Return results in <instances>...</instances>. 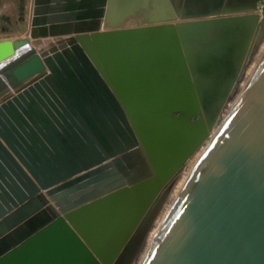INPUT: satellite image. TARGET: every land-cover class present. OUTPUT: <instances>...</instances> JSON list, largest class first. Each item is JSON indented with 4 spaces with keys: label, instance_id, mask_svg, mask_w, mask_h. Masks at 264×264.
I'll return each instance as SVG.
<instances>
[{
    "label": "water",
    "instance_id": "1",
    "mask_svg": "<svg viewBox=\"0 0 264 264\" xmlns=\"http://www.w3.org/2000/svg\"><path fill=\"white\" fill-rule=\"evenodd\" d=\"M32 6L26 38L0 41V103L45 64L67 70L121 115L107 153L137 147L55 187L48 173L39 192L0 194V264H132L163 194L207 150L143 264H264V58L229 106L259 49L264 0Z\"/></svg>",
    "mask_w": 264,
    "mask_h": 264
},
{
    "label": "bare ground",
    "instance_id": "2",
    "mask_svg": "<svg viewBox=\"0 0 264 264\" xmlns=\"http://www.w3.org/2000/svg\"><path fill=\"white\" fill-rule=\"evenodd\" d=\"M15 5L18 7V3ZM28 10H31V3L30 0H25L24 12ZM32 18L33 14L30 29L33 27ZM23 39L19 37L16 40ZM258 43L259 49L252 53L244 70L242 91L239 92L237 100L230 102L231 111L264 58V28L258 37ZM27 50L19 49L16 53L20 56ZM62 61L68 60L58 56L53 57L50 63L61 68ZM45 65L46 74L40 80L30 83V78L24 82L16 81V85H24L23 89L17 91L11 88L6 101L0 103V194L4 195V191L7 193L8 188H13L14 191L24 189L33 194L39 192L44 188L38 178L45 181L48 173L52 177L56 176V181L51 179V187H55L64 181L99 169L137 147L117 149L113 146L114 156L108 154V144H116L110 140V132L115 130L113 126L117 125L121 115L98 104L94 98L85 97L83 91L79 90L76 79L67 70H61L59 75L48 64ZM87 79L88 76L82 75L81 85L87 86ZM216 134L217 131L211 135L209 145L213 143ZM115 138L118 139L119 135ZM101 139L103 141H99ZM207 151L193 169L194 163L187 166L163 194L155 211V218L152 217L151 226L139 242L132 264H143L145 261L160 229ZM79 160H86L89 164L87 169L77 170L82 168ZM145 169L148 168L140 169L143 172L141 176L147 175ZM5 184L9 187L6 188Z\"/></svg>",
    "mask_w": 264,
    "mask_h": 264
},
{
    "label": "rangeland",
    "instance_id": "3",
    "mask_svg": "<svg viewBox=\"0 0 264 264\" xmlns=\"http://www.w3.org/2000/svg\"><path fill=\"white\" fill-rule=\"evenodd\" d=\"M17 3L18 7L15 5ZM30 3L31 10L25 13V0H0V41L16 40L19 37L26 38V31L20 33V30L23 25L26 26V29L30 27L33 0H30ZM21 32L23 31L21 30ZM1 174L3 175V173ZM30 179L35 182L32 176Z\"/></svg>",
    "mask_w": 264,
    "mask_h": 264
}]
</instances>
